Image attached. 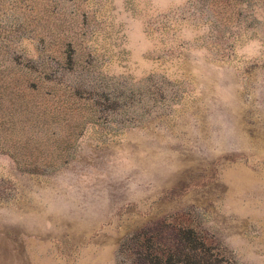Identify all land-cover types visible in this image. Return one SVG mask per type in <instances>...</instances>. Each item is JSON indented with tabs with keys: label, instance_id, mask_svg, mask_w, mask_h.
Masks as SVG:
<instances>
[{
	"label": "rangeland",
	"instance_id": "1",
	"mask_svg": "<svg viewBox=\"0 0 264 264\" xmlns=\"http://www.w3.org/2000/svg\"><path fill=\"white\" fill-rule=\"evenodd\" d=\"M0 264H264V0H0Z\"/></svg>",
	"mask_w": 264,
	"mask_h": 264
}]
</instances>
